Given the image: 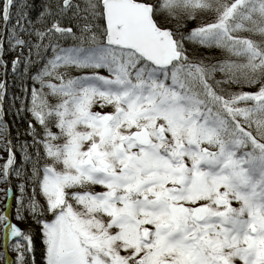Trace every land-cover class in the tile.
<instances>
[{"label": "snow or ice", "instance_id": "obj_1", "mask_svg": "<svg viewBox=\"0 0 264 264\" xmlns=\"http://www.w3.org/2000/svg\"><path fill=\"white\" fill-rule=\"evenodd\" d=\"M33 7L0 0L25 114L0 122V192L43 264H264V0ZM8 207L0 264H37Z\"/></svg>", "mask_w": 264, "mask_h": 264}, {"label": "trees", "instance_id": "obj_2", "mask_svg": "<svg viewBox=\"0 0 264 264\" xmlns=\"http://www.w3.org/2000/svg\"><path fill=\"white\" fill-rule=\"evenodd\" d=\"M42 0H28L29 4L34 5V7L32 9H30V11L33 13V15L36 12V9L39 8L40 4H41ZM192 24L195 23V21L191 22ZM191 26V25H190ZM204 55H207L209 57H217L219 50L212 48V49H203L202 50ZM36 68L35 65L30 67L31 71H34ZM23 66L20 67V74H15L12 72L11 69V64L9 63L8 68H7V75H5V71H4V66L0 65V81H4L7 84V93L9 95L8 102L5 105L6 108V112L8 113V120L10 125H12L13 128L11 131L13 133V138H15V133L17 132V130L19 129L20 131H23V126H24V121L22 120V117L25 115L24 113H21L20 115H17L16 113V107L19 106V101H15V107H13V100H12V94H16V95H23L22 91H21V80L23 79ZM29 86L31 85V81L28 80L26 81ZM236 89L238 90H244V91H250V90H254L253 87L248 86V85H236L235 86ZM19 156V153H17ZM24 222V228L25 230H28L29 228L31 229L32 235L34 237H38V240L40 239L39 237V233L37 231V225L35 224L34 221H32L30 218L27 220H23ZM35 241L34 242V246L36 251L35 252H42V246H39V242ZM41 241V240H39ZM38 242V243H37Z\"/></svg>", "mask_w": 264, "mask_h": 264}, {"label": "flooded vegetation", "instance_id": "obj_3", "mask_svg": "<svg viewBox=\"0 0 264 264\" xmlns=\"http://www.w3.org/2000/svg\"><path fill=\"white\" fill-rule=\"evenodd\" d=\"M8 97H9V95L7 93L5 95L4 102H3V111H2V114H0V122H6L8 124V126L10 127V129L12 130L15 127L10 125L9 120H8V113L6 112L7 110L5 108V105L8 102V99H7ZM3 155H5V152H4L3 147L0 146V157H2ZM2 187H3V185H0V188H2ZM14 192H15V189H14ZM5 203L9 204V207L7 209V214L10 217L11 222L17 224L20 228L23 229L24 228V223H23L24 221L16 219L15 195H13L11 197V199L6 200L5 197H4V193L0 192V213H4L5 212V208H4ZM3 240H4L3 222H0V250H2ZM37 240H38V237H34L33 236V242H35ZM39 240H41V239H39ZM39 240H38L39 243L38 242L37 243L41 247L42 246L41 245L42 244V240L41 241H39ZM9 252H10L11 255H13V256L15 255V253L12 252L11 249L9 250ZM35 257H36L37 264H43L42 252H35Z\"/></svg>", "mask_w": 264, "mask_h": 264}, {"label": "rangeland", "instance_id": "obj_4", "mask_svg": "<svg viewBox=\"0 0 264 264\" xmlns=\"http://www.w3.org/2000/svg\"><path fill=\"white\" fill-rule=\"evenodd\" d=\"M204 19H210L211 17H209V16H205V17H203Z\"/></svg>", "mask_w": 264, "mask_h": 264}]
</instances>
